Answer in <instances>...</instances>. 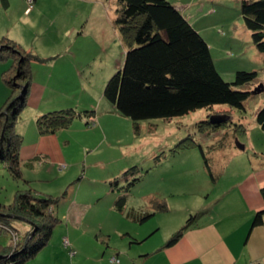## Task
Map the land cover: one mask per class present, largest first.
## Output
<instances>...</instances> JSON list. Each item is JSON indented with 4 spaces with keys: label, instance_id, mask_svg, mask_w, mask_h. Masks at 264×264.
Returning a JSON list of instances; mask_svg holds the SVG:
<instances>
[{
    "label": "rangeland",
    "instance_id": "1",
    "mask_svg": "<svg viewBox=\"0 0 264 264\" xmlns=\"http://www.w3.org/2000/svg\"><path fill=\"white\" fill-rule=\"evenodd\" d=\"M170 1L201 32L210 46L217 70L227 81H234L238 71L260 72L257 82L240 88L256 92L246 102L247 112L226 104L215 105L171 120L141 121V133L137 134L134 122L120 115L103 96L106 83L125 60L123 35L115 22L120 8L118 0H38L37 4L36 0H9L8 8L0 0V40L11 38L19 45L16 48H21L26 56L31 55L30 84L38 70L43 73L44 110L36 111L28 106L29 89L27 104L15 120V130L22 138L18 147L23 178L15 179L6 165L0 163V199L6 204L12 202L20 188L60 198L57 204L49 206V212L60 219L49 243L24 264H133V259L139 262L143 255L164 245L184 228L191 214L206 207L213 215L220 212L221 207L215 200L219 199L220 190L241 173L240 161L245 157L257 158L253 145L262 155L264 132L255 117L264 102V55L245 26L241 0ZM3 53L8 57L11 50L5 49ZM11 66L6 68L11 70L10 74L16 70ZM2 69L0 88L3 89L7 84ZM39 76L36 79L40 80ZM78 104L91 111L90 115L83 120L77 116L55 132H40L38 122L45 113ZM212 114L231 115L234 123L246 128L247 132H240L236 141L231 142L234 148L223 146L215 152L210 150L224 133L230 138L235 132L227 121L211 132H200L198 122ZM30 119L34 120L40 140L47 137L43 138L41 147L44 145L49 155L40 151L43 158L28 167V159L32 158L22 156L25 134L18 126ZM48 121L46 118L43 125L51 129ZM7 122L2 125L3 132ZM188 135L202 142L210 152L213 170L221 173L218 180L212 181L199 148L180 153L170 150ZM236 142L246 149L233 155L238 151ZM163 154L165 157L159 161ZM134 165L138 167L136 176L140 179L131 187L128 207L150 210L157 200L169 206L167 211H158L142 223L110 208L128 183L123 180L119 187H112L111 179ZM19 217L12 215L8 217L14 219L11 224L0 226L3 228L0 242L16 245L19 235L27 234L30 224L26 218ZM99 230L107 236L102 237Z\"/></svg>",
    "mask_w": 264,
    "mask_h": 264
},
{
    "label": "trees",
    "instance_id": "2",
    "mask_svg": "<svg viewBox=\"0 0 264 264\" xmlns=\"http://www.w3.org/2000/svg\"><path fill=\"white\" fill-rule=\"evenodd\" d=\"M118 1L120 8L115 22L123 35L122 39L126 47L125 60L121 68L106 83L103 95L120 115L134 122L137 134L141 133V121L171 120L199 109L212 108L215 105L226 104L247 112L246 102L254 97L256 92L251 88L249 90L240 88L257 82L260 77L258 70L238 71L234 81H227L217 70L210 46L201 32L187 18L183 10L170 0ZM2 4L8 8L10 2L2 0ZM241 14L246 28L251 32L255 46L264 55V0H241ZM18 46L16 41L8 37L0 40V47H3V50H0V60L10 59L13 65L11 67L16 68L11 74L10 69L3 71V78L10 95L0 109V123H2L0 126V163L6 165L7 170L15 179L23 178L19 157L20 148L18 147L22 138L15 130V120L27 104V95L31 85L29 69L31 55L26 56L21 48H16ZM5 49L11 50L10 56L4 55ZM20 56L22 59L19 60ZM34 57L40 58L36 55ZM88 111L87 109L77 111L75 108L51 110L43 115V120H39L38 127L43 134L55 132L70 124L77 116L87 117L91 113ZM216 115L212 114L208 119L198 122V130L211 132L213 128L222 126L221 122L211 121ZM230 116H226V121L229 126L234 127V135L229 138L230 135L224 133L210 147L212 152L220 150L223 146L234 148V143H231L233 139L235 140L240 132H247L241 124L234 123L233 117ZM46 118H49L47 123H51V129L43 125ZM255 118L264 132V102ZM6 121H8L6 131L3 132L1 128ZM236 143H238L235 146L237 150L246 149L245 145ZM192 148L200 149L212 181L218 180L221 173L213 170L212 159L208 154L210 152L205 150L202 142L197 141L192 135L181 139L170 150L173 153H180ZM261 153L264 154V151ZM165 154L158 156V160L165 157ZM137 172L138 167L134 165L116 174L110 182L112 187H119L123 180L128 182L127 186L123 187V191H120L121 194L116 198L113 206L132 221L142 223L158 211H167L169 206L165 201L160 202L155 198L157 201L154 208L150 210L142 207L128 208V195L131 187L140 179L136 176ZM131 177L134 178L129 181ZM261 193L264 196V187ZM59 200L60 198L51 195H38L31 188H20L16 191L12 202L7 204L0 202V226L11 224L14 221L7 215L26 218L30 224L27 234L19 235L20 241L16 245L11 246L0 242V264H24L49 243L53 229L60 221L56 214L49 212V206L57 204ZM206 212L207 210H203L197 214H191L186 226L177 231L169 239L167 245L177 242L185 230ZM262 224H264V209L258 211L253 220L254 226ZM2 229L0 232H3ZM32 230H35V233L25 245ZM103 240L105 241V238Z\"/></svg>",
    "mask_w": 264,
    "mask_h": 264
},
{
    "label": "crops",
    "instance_id": "3",
    "mask_svg": "<svg viewBox=\"0 0 264 264\" xmlns=\"http://www.w3.org/2000/svg\"><path fill=\"white\" fill-rule=\"evenodd\" d=\"M37 2L38 0L35 4ZM26 7L27 4L24 1V11ZM34 9L35 6L32 12ZM11 64L10 59L0 60V70L3 68L2 72L5 71ZM38 74H40V80L36 79ZM42 93L43 73L38 70L30 85V105L28 106L36 111L40 109L39 111L44 112ZM9 95L8 86L3 85V89L0 88V108ZM87 107L90 105L87 104ZM74 108L87 109L81 108L80 104ZM25 124L18 128L25 134L22 156L23 158L28 156L32 158L28 159L29 165H27L31 167L32 164L39 163L43 158L40 151L46 153L45 156L49 154L43 148L44 145L41 147L45 136L40 140L34 120H27ZM38 148L39 151H37ZM253 149L257 158L245 157L242 159L240 161L242 164L239 165L241 173L239 172L233 183L220 190V197L215 200L216 204L221 207L220 212L213 215L211 209L204 208L207 210L206 214L197 218L177 242L167 245L168 240L164 245L157 246L155 250L143 255L139 262L133 259V264H264V224L253 225L256 213L264 209V196L261 193V189L264 187V154H258L254 145ZM241 151L238 150L233 155H238ZM37 153L40 156H37ZM32 168H36V166ZM112 177L113 175L110 178ZM0 202H4V200L0 199ZM113 204L110 208L116 210ZM203 219L205 220L202 221ZM99 231L102 237L107 235L102 233V230ZM134 240L138 242L137 239ZM104 242L106 243V240Z\"/></svg>",
    "mask_w": 264,
    "mask_h": 264
},
{
    "label": "water",
    "instance_id": "4",
    "mask_svg": "<svg viewBox=\"0 0 264 264\" xmlns=\"http://www.w3.org/2000/svg\"><path fill=\"white\" fill-rule=\"evenodd\" d=\"M263 86V85H262ZM263 89H261V91H262ZM226 119H227V117L226 116H221V115H216V116H213L212 117V119H211V121L213 122V123H220V122H222V121H226ZM2 142V141H1ZM1 147H2V143H1ZM242 148H243V146H241ZM8 217H10V216H12V215H7ZM19 218H21V219H23V220H25L24 218H22V217H19ZM34 233H35V230H33L30 234H29V236L27 237V239H26V245L28 244V242H29V239L34 235Z\"/></svg>",
    "mask_w": 264,
    "mask_h": 264
},
{
    "label": "built area",
    "instance_id": "5",
    "mask_svg": "<svg viewBox=\"0 0 264 264\" xmlns=\"http://www.w3.org/2000/svg\"><path fill=\"white\" fill-rule=\"evenodd\" d=\"M114 260H116V259L114 258Z\"/></svg>",
    "mask_w": 264,
    "mask_h": 264
},
{
    "label": "bare ground",
    "instance_id": "6",
    "mask_svg": "<svg viewBox=\"0 0 264 264\" xmlns=\"http://www.w3.org/2000/svg\"><path fill=\"white\" fill-rule=\"evenodd\" d=\"M117 259V258H116ZM116 261V260H115Z\"/></svg>",
    "mask_w": 264,
    "mask_h": 264
}]
</instances>
